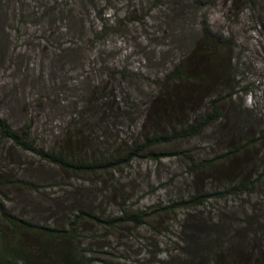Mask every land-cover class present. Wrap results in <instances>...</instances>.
<instances>
[{"label": "rangeland", "instance_id": "rangeland-1", "mask_svg": "<svg viewBox=\"0 0 264 264\" xmlns=\"http://www.w3.org/2000/svg\"><path fill=\"white\" fill-rule=\"evenodd\" d=\"M185 1L195 0L177 1L182 19L167 25L171 14L155 0H0V118L15 130L29 125L38 148L67 144L77 151L88 142L86 160L121 154L144 136L194 122L209 110L204 97L220 99L224 119L200 137L153 148L106 172L73 175L0 139V172L38 188L4 190L12 213L60 222L76 200L106 222L152 216L138 229L85 223L81 248L95 264H264V0H196V8ZM203 27L210 31L205 41ZM204 50L216 61L195 55ZM182 59L183 70H206L203 85L204 75L191 71L184 74L195 80L185 89L167 83ZM153 98L156 114L146 109ZM92 101L112 102L116 115H99V107L86 105ZM203 160L216 162L203 169L201 182L192 170ZM237 180L255 185L197 209L213 219L214 231L208 248L186 258L192 245L180 226L191 213L158 215L160 208Z\"/></svg>", "mask_w": 264, "mask_h": 264}, {"label": "trees", "instance_id": "trees-1", "mask_svg": "<svg viewBox=\"0 0 264 264\" xmlns=\"http://www.w3.org/2000/svg\"><path fill=\"white\" fill-rule=\"evenodd\" d=\"M109 1L110 0H108V3ZM177 1L178 3H183L184 0H155V3H158V5L167 7L169 16L171 14V19L166 22L167 25H170V23L174 24L182 19L183 12L174 11ZM195 1L192 3L185 1L184 6L187 8H196L194 4ZM197 3L200 4L197 6L201 8L206 5L203 1ZM104 29L105 27L103 30ZM202 29V34L204 35L203 39L205 41L207 39L206 36L210 35V31H208L206 27H203ZM216 38L217 37L215 36H210V39H213L210 41L213 44V48L220 50L222 49V47L219 46L221 42H219L217 46L215 44V41H218ZM195 55L201 56L204 60H206L207 57H210V62H214L216 61V58H218V56H215V53L210 52L209 50H204L201 54L198 53ZM183 65L184 60H179L176 66V72L170 71L166 74L165 80L167 83H178L180 87L185 89L189 80H195L194 76L189 75L187 77L184 74V72L191 71L193 72V75L197 73L201 75L203 74L204 77H200L199 81L201 82V85L204 84L206 70H183L185 67L188 68V66ZM159 90L162 92L161 96L164 97L166 88H159ZM172 96L175 102L179 101L174 94H172ZM163 99L162 110L168 105L167 99H165V97ZM203 100H207L210 106L209 110L207 113L200 114L194 122H191L186 126H181L178 130L172 129L168 134L156 133L148 138L144 136V139L140 144H132L130 148L122 151L121 154H116L113 150L106 153L105 158L101 157L98 159L94 158L93 160H86L84 150L88 146V142L83 148H78L77 151V146L71 148L68 147L67 144L50 152L45 151L44 148L36 147L35 141L31 139L29 125L26 129L15 130L9 125L5 118H0V139L24 152L32 153L35 157H38L39 160L46 162L49 165L58 167L73 175L106 172L121 166H128L132 160L140 157L153 148L170 145L194 137H200L212 124L222 121L224 117L218 108L220 99H207V97H204ZM175 102H173V104ZM89 104H91L89 107L92 108L98 109L99 107V115H101V110H104V113H110L111 115H116L117 113L112 109L116 108V105L112 102L107 101L105 103H97L92 101L86 103V105ZM157 104L158 101L156 98L151 99L150 104L146 107L147 111L150 112V114H156L159 109V105ZM120 112L121 111L118 109V113ZM69 138L70 136L66 138V141ZM167 155L168 156L166 157H174L176 154ZM215 162L216 161L204 162L203 160L195 165V169L192 170L195 179L199 178V180L203 182L204 179L201 175L203 169L208 168L211 164H215ZM3 178H7V176L0 172V264H95L93 259L87 258V256L83 254V250L87 253H89L90 250L81 248L80 237L83 232L82 226L85 223L94 226H102L103 224L113 226L112 223L120 222L122 224H132V226L138 229L144 225L147 219L152 217L150 214L140 212L129 215L125 214L117 220L106 222L97 213L93 212V210L90 209V206L75 204L76 200H71L70 205L73 206V210L69 211L70 213L62 218L60 222L56 219L54 220L51 216L41 219L35 217L29 218L23 214L18 215L12 213L8 209L7 202L9 196L3 191L7 189L21 188L28 192H38L37 186L32 182L20 178L17 179L13 176H10L9 179ZM256 179H253L252 181H255ZM254 185L255 182L246 183L237 180L224 190H216L217 192L215 191L213 194H208L203 189L195 190L194 192L196 193L188 199H183L160 208L158 215L172 214L175 211L180 210L191 213L186 216L185 220L181 223L180 230L181 236L184 234L187 237L185 243H190L192 245L190 251L183 252L187 255L186 258L193 260V256L191 255L193 251L196 250V252H198L210 246V239L208 236L210 235V231H214L212 226L215 224V222L212 221L213 219L198 213L197 209L203 208L211 198L222 199L227 198L228 196L246 194ZM65 201H63V203ZM120 223H118V225ZM163 230L166 231L168 229L165 227ZM159 233H161V231H159ZM229 251L230 254H235L234 250ZM188 262L177 264H192L191 262ZM211 264H214L213 259H211Z\"/></svg>", "mask_w": 264, "mask_h": 264}]
</instances>
